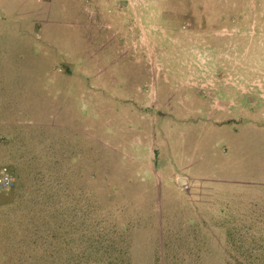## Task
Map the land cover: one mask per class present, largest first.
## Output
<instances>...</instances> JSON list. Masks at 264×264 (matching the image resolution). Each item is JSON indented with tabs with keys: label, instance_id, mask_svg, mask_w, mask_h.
<instances>
[{
	"label": "rangeland",
	"instance_id": "1",
	"mask_svg": "<svg viewBox=\"0 0 264 264\" xmlns=\"http://www.w3.org/2000/svg\"><path fill=\"white\" fill-rule=\"evenodd\" d=\"M3 173L0 264H264V0H0Z\"/></svg>",
	"mask_w": 264,
	"mask_h": 264
},
{
	"label": "built area",
	"instance_id": "2",
	"mask_svg": "<svg viewBox=\"0 0 264 264\" xmlns=\"http://www.w3.org/2000/svg\"><path fill=\"white\" fill-rule=\"evenodd\" d=\"M10 185L9 176L5 173L0 178V188H6Z\"/></svg>",
	"mask_w": 264,
	"mask_h": 264
},
{
	"label": "water",
	"instance_id": "3",
	"mask_svg": "<svg viewBox=\"0 0 264 264\" xmlns=\"http://www.w3.org/2000/svg\"><path fill=\"white\" fill-rule=\"evenodd\" d=\"M177 182H178V184H180V186H183V184H184L182 179L177 180Z\"/></svg>",
	"mask_w": 264,
	"mask_h": 264
},
{
	"label": "crops",
	"instance_id": "4",
	"mask_svg": "<svg viewBox=\"0 0 264 264\" xmlns=\"http://www.w3.org/2000/svg\"><path fill=\"white\" fill-rule=\"evenodd\" d=\"M182 179V178H181ZM177 180H179V179H177ZM183 180V182L185 183V180L184 179H182Z\"/></svg>",
	"mask_w": 264,
	"mask_h": 264
}]
</instances>
